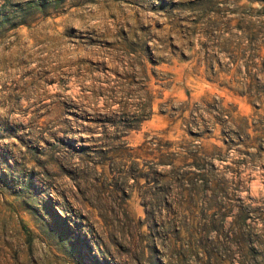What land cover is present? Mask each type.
I'll return each instance as SVG.
<instances>
[{
  "label": "rangeland",
  "instance_id": "374dc122",
  "mask_svg": "<svg viewBox=\"0 0 264 264\" xmlns=\"http://www.w3.org/2000/svg\"><path fill=\"white\" fill-rule=\"evenodd\" d=\"M0 264H264V0H0Z\"/></svg>",
  "mask_w": 264,
  "mask_h": 264
},
{
  "label": "trees",
  "instance_id": "16d2710c",
  "mask_svg": "<svg viewBox=\"0 0 264 264\" xmlns=\"http://www.w3.org/2000/svg\"><path fill=\"white\" fill-rule=\"evenodd\" d=\"M255 87L257 89V92L261 93V91L259 90V84L258 83L255 84ZM127 127L132 128L133 126L127 125ZM165 163H166V161H161V164H165ZM140 177H142V176H140ZM145 179H146V176H145ZM146 182H148V180H146ZM166 192L168 193L167 188H159L158 191L152 197V198L155 197L154 201L150 204L152 206H156L157 204H159V205L162 204L164 206V204H167L166 206H167V208H169L171 206V204H169V202H167V200L164 198V193H166ZM144 206L146 207V211H147V204L145 202H144ZM201 212H202L201 216H205L206 211L202 210ZM152 214L153 215H149V217L151 218V220H154L155 215H154V213H152Z\"/></svg>",
  "mask_w": 264,
  "mask_h": 264
}]
</instances>
